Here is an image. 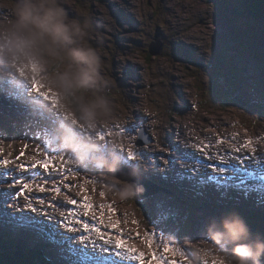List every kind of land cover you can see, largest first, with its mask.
<instances>
[{
  "label": "rangeland",
  "instance_id": "374dc122",
  "mask_svg": "<svg viewBox=\"0 0 264 264\" xmlns=\"http://www.w3.org/2000/svg\"><path fill=\"white\" fill-rule=\"evenodd\" d=\"M245 2L246 0H62L70 17L90 18L93 22L90 42L100 50L104 58L106 74L112 81L108 95L115 101L120 114L121 124L116 130L119 131L120 127L125 130V135L121 137L124 150L127 152L128 149H133L138 153L140 171L146 174L150 172L145 166L147 160L165 162L168 165V160L163 156H149V151H164L163 144L172 140L174 130L181 134L179 140L183 138L197 153L216 159L211 160L210 164L221 163L222 154L225 155V162H232V165H236L234 162L240 164L236 157L247 154L254 158L252 163H256V160L264 161V21L251 19ZM0 5L5 7H0V15H3L11 8L12 0H0ZM101 20L106 28L114 30V36L100 28ZM118 36L127 39L123 45ZM152 51L154 55L151 54ZM126 58L136 66L132 72L129 71L130 75L125 70ZM230 78H237V83L234 84L235 80L230 81ZM34 80L43 85L41 78L33 73L29 89ZM3 86L4 88H0L2 106L19 113L10 114L13 115L11 121L17 126V133L13 131V142L9 144L13 148L10 152L4 146L6 132L0 128V162L5 159L11 161L7 165L0 163V170L1 167L7 171H10L8 168H15L9 174H0V197H5V201H8L5 204L6 215L0 219L1 241L6 239L4 236H8L7 241L14 245L7 247L5 252L14 255L24 243L32 251H37L32 243L34 239V244L40 248L46 260L56 257L51 250L55 247L52 240L47 242L50 237L45 236L42 240L44 232L32 227L26 218L14 221L19 218L15 215L16 211L21 213L22 210H27L24 207L22 209L21 205L30 201L33 206L38 204L42 210L35 212L34 218H47L51 227L52 222H56V228L59 226L63 231L76 232L74 236L77 240H80V236L90 239L93 234L98 237L101 233L115 243L118 239L128 240L132 246L127 245L126 248L134 249V255L142 253L144 264H152L153 251L157 253V258L163 257L161 264H188L195 247L204 240L205 224L213 217L220 218L227 214L228 211L215 210L209 204L200 203L193 207L183 201V196L182 200L173 197L174 193L166 188L155 190L156 184L152 186L140 176L136 181L148 192L125 200L112 187L113 184L120 185L124 182L120 178L116 180L98 174L94 168L81 169L67 162L61 164L59 160L54 167L45 169L37 162L48 159L51 154L66 155L60 147L67 128V121L61 110L63 102L44 85L42 92L45 95H38L34 91L29 93V98L32 99L33 95L36 102L45 106L43 109L47 112L48 121L42 126L22 109L25 105L20 95H10L8 85ZM23 92L21 90V94ZM134 97L138 101L133 100ZM185 97L187 104L183 105ZM27 107L31 108L32 105ZM147 116L151 118L149 122ZM6 118L9 119L10 116ZM94 134L106 139L111 132L101 128ZM140 139L145 142L140 144ZM249 140L253 144L245 146ZM222 148L229 149L230 155ZM166 151L170 152L168 147ZM172 164L175 165V162L172 161ZM20 165L24 167L21 168ZM244 165L251 167L249 161H245ZM143 167L147 169H142ZM73 171L78 174L72 175ZM157 171H162L165 176L166 171L169 172L159 164L151 172ZM26 178L31 179L25 180ZM90 179L97 183H86ZM13 181L19 182L14 184ZM26 182L31 183L32 187L24 189ZM41 187L45 189L43 192L40 191ZM56 188L60 189V194H57ZM221 192L214 193L223 197ZM7 193L22 194L11 200ZM259 194L262 196L250 194L251 204H246L241 196L237 208L242 210V213H238L244 219L250 218L252 214L259 216L260 220L249 219L251 222L248 225L254 234L264 235V203L256 202V198L264 202V194ZM231 195L227 191V196ZM37 198H43L44 203H39ZM72 200L77 203L72 204ZM86 203L92 207H84ZM1 205L0 198V207ZM151 206L154 207L153 212L150 211ZM26 212L24 216L32 215V211ZM81 215L94 219L95 222L88 221L90 225L99 228L102 224L100 232L86 231L82 234L79 227L84 224V218ZM190 219H198L200 225ZM171 220H175L176 225ZM64 222H71V225L66 227ZM72 227L78 230L73 231ZM60 235L63 234L57 232L55 237ZM148 235L156 237V242L151 246L145 239ZM99 239L94 240L95 243ZM81 242L91 244V240ZM164 244L181 248L187 258L166 253ZM44 245L50 246L49 249L46 250ZM56 249L61 253L70 252L65 244ZM210 259L214 264V258ZM53 262L61 263L58 259Z\"/></svg>",
  "mask_w": 264,
  "mask_h": 264
},
{
  "label": "clouds",
  "instance_id": "9594fccd",
  "mask_svg": "<svg viewBox=\"0 0 264 264\" xmlns=\"http://www.w3.org/2000/svg\"><path fill=\"white\" fill-rule=\"evenodd\" d=\"M93 30L90 18L70 17L62 0H12L9 11L0 15V85L15 81L30 87L33 73L39 76L63 102L67 128L60 147L65 156L81 169L94 168L116 180L130 177L112 185L126 200L143 191L136 182L139 160H129L121 148L120 114L108 95L112 81L104 58L90 42ZM101 128L111 135L102 139L94 134ZM203 235L188 264H213L210 257L214 264H264V235L254 234L238 212L211 218ZM22 246L30 249L27 243Z\"/></svg>",
  "mask_w": 264,
  "mask_h": 264
},
{
  "label": "bare ground",
  "instance_id": "6f19581e",
  "mask_svg": "<svg viewBox=\"0 0 264 264\" xmlns=\"http://www.w3.org/2000/svg\"><path fill=\"white\" fill-rule=\"evenodd\" d=\"M128 1V0H127ZM3 8H5V7H2V9ZM1 10V9H0ZM261 17V16H260ZM104 20V19H103ZM103 20H101V21H99V26H100V28L103 30V31H105V32H107V33H109L110 35H112V36H114V30H110V29H108V28H106L104 25H103V23H104V21ZM117 38H119V39H121L122 40V45H123V42L124 41H126L127 39H123L122 37H120V36H118ZM134 69H136V66L132 63V61L130 60V59H128V58H126V71H127V73L129 74V71H131L132 72V70H134ZM130 72V73H131ZM134 73V72H133ZM130 75V74H129ZM139 88V87H138ZM184 94V93H183ZM29 100H31L32 101V99L31 98H29ZM133 100H137L138 101V98H136V97H134V99ZM187 104V100H186V97H185V103L183 104V105H186ZM11 106V105H10ZM30 106V105H29ZM15 108V107H14ZM12 109V108H11ZM16 110V109H15ZM26 110V109H25ZM24 112V111H23ZM135 112H137V111H135ZM24 114V113H23ZM136 117V116H135ZM148 117V116H147ZM148 122L151 120V118L150 117H148ZM153 127V126H152ZM157 127V126H156ZM120 128H122V127H120ZM38 129V128H37ZM159 129H161L160 127H159ZM152 130V129H151ZM157 132H158V130H156ZM26 136V135H25ZM182 136H181V134H179V132L177 131V130H174V132H173V134H172V140L170 141V142H164V144H163V146H164V151H160V152H157V151H149L148 149H146V150H148L149 151V156H157V157H159V155H161V156H163L165 159H167L168 160V165L165 163V162H154V161H146L145 163H146V165L145 166H147L148 167V169L145 167H143L142 169H147L148 171H152V169L154 168V166H158V164L159 165H161V166H163V167H165V168H167L168 170H169V172H167L166 171V176L164 177L165 179H167L168 178V176L170 175V174H174L175 176L177 175V176H179V178H178V180L181 182L182 180H186L187 178H188V176L190 175V173H191V171L193 170V169H195V173H196V176L197 177H202L205 181L204 182H209L210 180L208 179V177L210 176V173L209 172H211V174L212 175H221L222 177H224V178H226L227 177V180L228 181H232L233 180V178H234V176H236V174L235 173H231V171H233V170H231L230 169V172L229 173H226V174H219V173H216L213 169H211V168H204L203 166H202V160L203 161H205V162H207V163H209L210 164V161L212 160V159H209V158H206L205 156H204V154H202V153H197L195 150H194V148H192V147H190V145L188 144V143H186L185 142V140L182 138L181 140H179V138H181ZM223 145V144H222ZM167 147H168V149L170 150V152H167L166 150H167ZM149 149H151V147H148ZM223 149V151L224 150H226L225 151V153H227V154H230L231 152H229V149H226V148H222ZM175 151V152H174ZM221 156H225L224 154H222ZM12 159V158H11ZM15 159H16V157H15ZM21 160V159H20ZM216 159H214V160H212V161H215ZM172 161H174L175 162V165H173L172 164ZM24 162V161H23ZM32 162V161H31ZM28 163V162H27ZM232 162H230V163H228V164H230V165H232L231 164ZM31 164V163H30ZM29 164V165H30ZM214 164H216V165H219V164H221V163H219V162H215ZM233 164H236V166H238V167H241L242 165H240V164H238L237 162H234ZM1 165V164H0ZM3 165V164H2ZM17 166V165H16ZM144 166V165H143ZM18 167V166H17ZM26 167V166H25ZM31 167V166H30ZM243 167H246L245 165H243ZM172 168H174V171L172 170ZM248 168V170L249 171H254V172H257L258 174L259 173H262V172H264V170H261V169H257V168H255V167H253V166H251V167H247ZM15 169V168H14ZM13 169V167L12 168H8V170H10V171H7V170H5L4 169V167H1V170H0V174L2 175V176H4V175H6V174H9L10 172H13V171H11V170H14ZM30 169V168H29ZM18 170V169H17ZM15 171V170H14ZM208 173L207 175H203V173ZM17 175V174H16ZM23 177V176H22ZM7 179V178H6ZM28 178H26L25 180H27ZM198 179V178H197ZM197 179H192V181H191V184H193ZM241 180H244L245 181V185H247L248 186V184H249V179L250 178H248V179H246V174H244L241 178H240ZM38 180L40 181V177H38ZM255 181H259V180H255ZM137 183H139L140 185H141V183L140 182H138V181H136ZM27 183V182H26ZM41 183H43V182H41ZM176 186H179V185H176ZM243 187H245V186H241V188H243ZM32 191V190H31ZM148 191H145V190H143V191H141L140 193H147ZM177 193V192H176ZM2 193H0V195H1ZM1 198V201H2V205H1V207H0V211H2L3 213L2 214H0V219L1 218H4V216L6 215V211H5V197H0ZM31 202V204H32V201H30ZM30 202H28V203H23L22 205H21V208L22 207H24V208H26L27 210H22V212L21 213H19L18 211H16V213H15V215L17 216V217H19V218H17V219H14V221L16 222V221H18V220H20V219H23V218H26L28 221L30 220V218H32V216H36V213L35 212H33L32 211V209L30 208V207H27L28 205H29V203ZM264 203V202H263ZM36 204H37V200H36ZM38 205V204H37ZM37 205H34L37 209H39V206H37ZM236 207V206H235ZM23 209V208H22ZM85 209V208H84ZM32 211V215L31 216H27L26 217V215L24 216V214L25 213H27L26 211ZM153 210H154V207L153 206H151L150 207V211L151 212H153ZM1 213V212H0ZM19 214H21V215H19ZM39 215V214H38ZM82 216V215H81ZM81 216H78L79 218L81 217ZM83 218H84V220H83V222L84 223H88V221H93V222H95L94 221V219H89L88 218V216L87 215H84V216H82ZM96 217H98V216H96ZM29 218V219H28ZM35 220L36 221H38V223H30V222H28L29 224H31L32 225V227H38L36 230H39L41 233L42 232H45V231H47L46 233H47V235H49L50 237H51V240H52V242H53V246H58V245H64L65 244V246L68 248V249H70L71 251H73L74 253H76V254H78L80 257H82V259H83V263H86V264H108V263H102V262H104L103 261V259L105 258V259H111V260H113V263L112 264H140V262L139 261H133V260H131L130 258H123V257H116L114 254H107L106 252H104V251H101V249L102 248H111L112 250H116L115 249V242H113L112 241V243L111 244H105V242H104V240L105 239H108V237H105V236H103V238L101 237V235H99L98 237H96L95 235L96 234H93L92 236H94V237H92L91 236V233H90V236H91V238L90 239H88V240H91V241H94V240H96V239H98V238H100L96 243H95V247L93 248V247H88V252H89V254H90V258H85L83 255H82V253H81V251L80 250H82L83 248H84V245H89V243L88 242H84V243H82L80 240H77V239H75V236H74V234L76 235V232H70V231H67V230H64L63 231V228H60L59 226H58V228H55L53 231L54 232H48V229H50L49 227H50V225H51V222H50V220H47V218H39V217H37V218H35ZM110 220V219H109ZM101 225L102 224H100L99 225V228L101 227ZM5 228V227H4ZM6 228H8V225H6ZM42 229V230H40V229ZM79 229H81L82 230V234H84L85 232H86V230L84 229V227H83V224H81L80 225V227H79ZM106 229H108V228H106ZM44 230V231H43ZM11 231H12V229H11ZM34 232V230L32 231V233ZM57 232H60V233H62L63 234V236H62V238L61 239H59V238H55L54 236H55V234L57 233ZM44 238H46V237H44ZM41 239L43 240V236H41ZM123 240V239H122ZM33 241H34V239H33ZM124 241V243L126 244V245H128V246H132L131 245V243H129V241L127 240V241H125V240H123ZM64 243V244H63ZM135 243V242H134ZM133 246H134V244H133ZM44 247H45V249L47 250V249H49V247L50 246H45L44 245ZM134 247H136V245L134 246ZM92 252L93 253H96V254H99V257L100 258H102L101 260H100V258H98V257H96V256H94L93 254H92ZM55 253V255H56V257H57V259L58 260H60L61 261V263L60 264H79L78 262H76V261H74L73 259H71V258H69L68 256H66V255H64V254H60V253H56V252H54ZM136 255L138 256V254L136 253ZM56 257L54 256V257H52V258H50V259H48L49 261H51L52 262V264H55L56 262H53V261H57V259H56ZM61 257H62V259H61ZM59 262V261H58Z\"/></svg>",
  "mask_w": 264,
  "mask_h": 264
},
{
  "label": "snow or ice",
  "instance_id": "6c2138e0",
  "mask_svg": "<svg viewBox=\"0 0 264 264\" xmlns=\"http://www.w3.org/2000/svg\"><path fill=\"white\" fill-rule=\"evenodd\" d=\"M0 88H4V86L0 85ZM8 88L10 90H7V91L10 93V95H13V96L20 95V99L23 101L27 113L30 116H32L36 120V122L39 124L38 113L40 112V109L36 106L37 102L29 100V93L31 91H34L38 95H45V93L42 92L43 85L41 83H39V82L34 80L32 88L29 89L22 82L17 83L15 81H13V82H11L8 85ZM21 90H24L23 94H21ZM27 105H32V107L29 108V107H27ZM118 133H119L120 137H123L125 135V130L123 128H121L118 131ZM221 143H223V141H221ZM252 144H253V141L249 140V141L246 142L245 146H250ZM121 148H122V150L124 149L123 142L121 143ZM237 151H239V149H237ZM254 151H255V149H254ZM127 152H128L127 158L129 160L140 159L138 153L135 152L133 149H128ZM236 159L239 160L240 165H242L241 167H238L236 165H230V164L226 163L223 156L221 157V164H219V165L209 164V163H207V162L202 160V166L204 168H206V169L207 168H211L216 173H219V174L229 173L230 169L233 170V172L239 174V175L234 176L232 181H228L227 177L224 178L221 175H210L208 177V179L210 181H214L218 187H220L221 185H225V184L229 188H231V187L240 188L242 185L245 186V187H248L247 185H245V181L240 179L241 175L246 174V179L250 178L251 181H255V180L261 181L262 183L259 186V190L264 191V172L258 174L257 172L249 171L247 167H243L245 161H251L254 158L253 157H249V156H243V157H236ZM57 160H59L61 164H64V162H67V164L75 166L70 158L66 157L65 155H56V154H51V155H49L48 159L43 160V161H38L37 163L41 164L45 169H48L49 167H54L55 166V162ZM255 162L257 164H259L260 160H256ZM0 163H3L4 165H7V164L11 163V161L5 159V160H3ZM20 167L23 168L24 165H20ZM77 174H78V172H76V171L72 172V175H77ZM17 182H19V181H13L14 184L17 183ZM47 182H48L47 179H45V183H47ZM86 183L95 184V183H97V181L90 179V180H87ZM31 187H32L31 183H25L24 184V189H29ZM44 190L45 189L43 187L40 188L41 192H43ZM55 191L57 192V194H60V189L59 188H56ZM21 194L22 193H7L6 195L11 200H15ZM223 194L225 196L227 195V190L226 189L224 190ZM102 195H103V193H102ZM37 199L39 200V203H41V204L44 203V199L43 198H37ZM7 202L8 201H5V203H7ZM71 203L72 204H76L77 201L72 200ZM50 206H53V205H50ZM161 206L162 205H160V207ZM27 207H30L33 212L42 211L41 209H37L35 206H33L31 204V202L29 203V205ZM84 207L90 209L92 207V205L86 203L84 205ZM44 214H46V213H44ZM70 214L74 215V213H70ZM29 222L30 223H38V221H36L34 217L30 218ZM64 223H65L66 227H69L71 225V222H64ZM76 223H80V221H76ZM83 227H84V229L86 231H95V232H98V233L100 232V229L98 227H96L95 225H90L89 223H84ZM71 230L77 231L78 229H75L74 227H72ZM103 236H104V234L101 233V237L102 238H103ZM78 239H80L81 241H85V240H88V237L87 236H80V237H78ZM145 239L149 241L150 246H151V244L156 242V237L154 235H148V236L145 237ZM104 242H105V244H111L112 243L110 238L105 239ZM91 246L93 248L95 247V241H91ZM88 247H89L88 245H85L84 248L82 250H80L82 255L85 258H90V254L88 252ZM115 249L116 250L114 252H113V250L111 248H102L101 251L114 254L116 257L130 258L133 261H139L140 264H144V256H143V254L141 253L140 255L137 256V255L133 254L134 253V249H132V248L125 249V243H124V241L122 239H118L117 240V242L115 244ZM164 251L166 253L172 254L173 256H181V257L187 258L186 253L181 248L174 247L171 244H164ZM153 257H154V260H153L152 264H161V261L163 260V257L157 258V253L155 251H153Z\"/></svg>",
  "mask_w": 264,
  "mask_h": 264
},
{
  "label": "trees",
  "instance_id": "16d2710c",
  "mask_svg": "<svg viewBox=\"0 0 264 264\" xmlns=\"http://www.w3.org/2000/svg\"><path fill=\"white\" fill-rule=\"evenodd\" d=\"M244 4L247 10V14H249L251 19L264 21V0H246ZM230 81H234V84H236L237 78H230ZM238 82L241 83V81L239 80ZM6 103L10 105L9 102ZM2 104L3 103L0 102V128L6 132L5 146L8 148L9 143L12 142L13 131L14 133H17L15 132L17 128L16 123L14 121H11V116L13 115L10 114L18 115L19 113L17 111L13 112L9 109H4ZM6 116H10V118L7 119ZM262 219L264 220V218ZM5 234L6 233H4V235ZM1 237L2 235L0 234V264H52L51 261L45 259L42 252H35L32 251V249H26L23 246H21L14 255H12L10 252H5L7 247L11 248L14 245L11 242L7 241L8 236H4L6 239H4L3 241H1ZM39 253H41V256Z\"/></svg>",
  "mask_w": 264,
  "mask_h": 264
},
{
  "label": "water",
  "instance_id": "95a60500",
  "mask_svg": "<svg viewBox=\"0 0 264 264\" xmlns=\"http://www.w3.org/2000/svg\"><path fill=\"white\" fill-rule=\"evenodd\" d=\"M151 54H153L154 55V52L152 51L151 52ZM141 138V137H140ZM145 141L143 140V139H140V141H139V143L141 144V143H144ZM128 171V169L126 168V169H124V172L126 173ZM140 177H142L141 175H139ZM121 179H123V180H128V179H131L130 177H127V176H124V175H121V177H120ZM143 178V177H142ZM144 179V178H143ZM145 180V179H144ZM146 181V180H145ZM155 190H160L159 188H157V189H155ZM154 190V191H155ZM139 194H141V193H139Z\"/></svg>",
  "mask_w": 264,
  "mask_h": 264
}]
</instances>
